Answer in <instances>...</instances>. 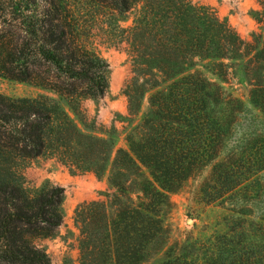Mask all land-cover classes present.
I'll list each match as a JSON object with an SVG mask.
<instances>
[{
    "label": "trees",
    "instance_id": "16d2710c",
    "mask_svg": "<svg viewBox=\"0 0 264 264\" xmlns=\"http://www.w3.org/2000/svg\"><path fill=\"white\" fill-rule=\"evenodd\" d=\"M134 8L132 24L118 26V33L99 26L106 16ZM99 32L113 44L125 43L131 56L132 76L124 86L127 149L100 135L82 107L108 88V64L91 43ZM235 69L264 116V47L241 38L206 6L189 0H0V76L48 93H0V264H51L36 240L54 236L62 224L63 188L30 192L18 170L38 156L98 177L108 171L116 190L75 209L80 264H139L164 229V190L181 187L225 146L243 107L222 84ZM147 92L148 110L137 121ZM257 136L213 164V182L225 190L210 200L236 191L243 174L264 168V129ZM236 220L214 237L218 244L205 256L168 255L162 264H264V238L249 230L261 222Z\"/></svg>",
    "mask_w": 264,
    "mask_h": 264
},
{
    "label": "rangeland",
    "instance_id": "374dc122",
    "mask_svg": "<svg viewBox=\"0 0 264 264\" xmlns=\"http://www.w3.org/2000/svg\"><path fill=\"white\" fill-rule=\"evenodd\" d=\"M189 1L194 5L210 8L220 19L227 21L241 38L255 43L258 49H263L262 0ZM136 13L137 8H134L119 16H106L99 26L103 30L118 33V26L121 28L130 26ZM91 40L92 48L108 64V88L102 98L84 100L82 107L89 120L103 132L100 135L112 137L115 148L127 149L126 134L130 123L123 117L127 115L124 86L132 76L128 46L125 43H111L107 40L106 33L101 32ZM234 71L235 74L229 76L228 82L222 84L227 92H231L243 102V107L233 118L225 146L219 157L195 171L181 187L164 190L165 200L159 206L164 229L158 237L148 243L139 264H162L168 255L205 256L207 247L213 248V244H218L214 237L229 231L239 222L237 218H246L251 225L258 223L257 216L264 218V168L254 174H243V182L233 189L236 191L228 192L216 200L209 199V196L225 190L223 185L213 182V164L219 162L227 150L236 145L246 146L245 148L247 145L250 146L258 140L257 134L260 130L264 129L263 114L249 102L248 87L242 82L240 71L238 69ZM0 93L14 98L48 94L28 83L2 76ZM148 96L149 92L142 101L137 121L148 110ZM18 170L22 176L23 186L30 192H36L51 184L63 188L62 224L54 236L37 239L36 242L47 252L51 264H80V228L74 219L75 209L83 201L106 200L116 193L115 188L107 181L108 171L98 177L90 171L72 170L50 156L27 159L20 163ZM247 192L250 195H247ZM259 222L262 224L260 228L251 230L250 226L249 230L264 238V221ZM234 235L238 238L239 233Z\"/></svg>",
    "mask_w": 264,
    "mask_h": 264
}]
</instances>
